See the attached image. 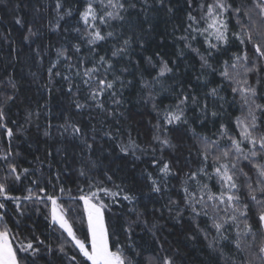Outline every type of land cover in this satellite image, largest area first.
I'll use <instances>...</instances> for the list:
<instances>
[{"label":"snow or ice","instance_id":"obj_1","mask_svg":"<svg viewBox=\"0 0 264 264\" xmlns=\"http://www.w3.org/2000/svg\"><path fill=\"white\" fill-rule=\"evenodd\" d=\"M140 2L145 12L154 4L166 7L168 13L174 11L172 6H168L169 0ZM185 3L187 12L179 29L181 35L175 37L183 45L178 48L177 55L183 56L187 50L199 57L201 74L196 77L197 81L210 70V74L221 77V83L202 96L194 93L191 85L187 89L180 86L177 91L164 83L175 74V61L165 59L159 52L155 53V60L152 56L143 57L148 67L156 69L151 80L145 79L139 66L141 62L135 61L141 88L147 91L141 100L144 104H151L152 111L156 113L152 143L158 145L161 153L157 158V148L152 147L151 166L157 175L147 173L148 187L151 193L156 194L175 189L179 198L173 199L169 195L164 209L176 223H181L185 216L193 221L196 231L207 241V247L221 258L224 249L232 246L237 254L252 253L251 259L241 264H253L254 260L264 264V0H239L238 3L236 0H185ZM134 7L132 0H55L56 23L52 30H59V21L75 14L78 26L71 30L76 33L78 42L71 47L56 49V60L47 69L49 82L55 77L67 82L66 91L72 97L75 109H97L113 115L115 110L109 111L108 102L116 106L123 103L119 97L123 95V89L133 83L124 78L125 74L136 73L131 72L127 65H118L124 58L131 64L132 45L135 43L143 49L144 41L135 33L129 36L118 32L113 22H123L125 13ZM233 20L238 30L231 27ZM15 23L23 26L21 18H16ZM68 30L63 29L65 32ZM36 35L37 31L29 26L23 39L27 42ZM109 41H113L111 55L107 51L100 55L98 47ZM237 42L240 50L233 52L229 59L218 61L219 66H215L213 61L217 55L227 52ZM82 46L88 49L89 56L80 55ZM203 82L207 86V79ZM225 85L232 93V103L240 106L241 115L232 122L234 127L223 120L226 115L223 102L227 101L221 92ZM6 87L12 91H0V128L5 129L8 138L7 146L0 151V209H6L5 201H11L16 205L17 214L23 217L25 209L21 201L43 205L48 209L44 214V219L49 222L48 228H58L62 233L58 239L62 242L54 248L47 242V237L41 239L35 234L34 227L30 229L32 237L26 243L21 242L19 221L16 223L18 231L14 232L6 222L7 213L0 212V264H41L45 258H48L47 264H53L51 257L57 255L63 258L64 264H179V250L165 246L167 241H161L157 236L160 229L156 224L147 227L154 247H145L137 242L135 227L149 223L144 219L146 212L137 207V195L127 191L123 184H115L107 170L103 172L104 179L94 178L92 173L100 167L99 158H91L97 151L95 136L89 142L83 128L66 118L57 130H63L59 133L61 136L70 132L73 139L80 141L77 172L79 177L85 178L86 184V188L78 185L80 194L70 197L82 202V237L77 235L74 222L68 218L72 209L67 208L57 194V191L65 193L63 185L57 189L50 177L46 178L45 184L40 168L33 171L21 167L18 162L21 153L14 150L12 141L25 129L21 125L14 133L13 128L8 127V111L15 102L18 88L11 77H8ZM164 91L174 96V102L160 109L155 102L156 96ZM209 98H212L211 105ZM217 101L222 103L217 106ZM190 109L193 113L191 118L188 115ZM31 117L29 112L27 123H31ZM218 119L219 127L212 135L198 132L195 127L196 124L203 127L209 122L215 126ZM11 122L15 124V121ZM51 127L49 124L45 136H51ZM182 128L190 134L191 146L184 144L183 136L176 138L178 142L174 143L171 133ZM118 133L119 129L116 134L105 132L104 135L115 140ZM117 146L125 155L134 154L137 150L141 153L146 151L132 139L130 132L128 142L120 141ZM185 148L187 156L181 161L179 154ZM165 150L178 154L175 161L164 158ZM36 160L44 162L39 157ZM36 173L41 175L36 176ZM59 179L57 172L56 180ZM173 179L179 187L170 184ZM24 180H30L26 189L28 194L23 197L11 195L17 190L16 185ZM106 183H112L117 190L113 191ZM49 186L52 191H49ZM67 191L71 192L70 189ZM123 202L131 205L127 211L135 219L127 220L126 227L117 228L106 220L105 213L112 210V205ZM36 211L39 213V207ZM157 211L163 215V210L152 209L153 214ZM201 218L204 227L200 225ZM85 226L86 231L83 230ZM67 245L73 249L71 254ZM225 264H235V261L225 259Z\"/></svg>","mask_w":264,"mask_h":264},{"label":"trees","instance_id":"obj_2","mask_svg":"<svg viewBox=\"0 0 264 264\" xmlns=\"http://www.w3.org/2000/svg\"><path fill=\"white\" fill-rule=\"evenodd\" d=\"M236 2L238 3L239 0ZM132 3L135 4V7L125 13V20L113 23L120 33L129 36L135 33L141 36L144 48L141 49L134 43L132 45L134 51L131 53L132 63L129 64L128 59L124 58L118 67L127 65L131 72L136 73L135 61L139 60L141 62L139 66L144 72L145 79L151 80V77L156 74V69L148 67L143 57L152 56L155 60V53L159 52L165 59L175 61L173 65L176 69L175 74L164 81L166 86L170 85L178 91L180 86L187 89L191 85L194 93L202 96L204 92L221 83V77L218 74H210V70L200 81H197L196 77L201 74L199 57L187 50L183 56L178 57L177 55L178 48L183 47L175 37L181 35L179 29L183 26L187 12L185 0H169L168 6L173 7V13H168L166 7L162 8L158 4H154L145 12L142 10L140 0H132ZM54 4L55 0H0V91H12L6 87L8 77H11L17 84L18 92L15 102L8 111V127L13 128L14 133L21 125L25 129L22 133L16 134L12 141L14 150L21 153L17 158L21 167L33 171L40 168L45 178V184L47 183L46 178L50 177L57 189L63 185L66 189L65 193L60 194L57 191V194L60 195L61 202L67 208L72 209L68 218L70 222H74L77 235L82 237L80 222L82 202L70 199V197L80 194L77 191L78 185L86 188L85 178L79 177L77 172L80 166L77 163L80 159V141L73 139L70 132L61 136L59 133L63 130H57V126L63 124L67 118L83 128L89 142L95 136L97 151L91 158H99L100 167L92 173L94 178L104 179L103 172L107 170L108 174L113 176L115 184H123L127 191L137 195V207L146 212L144 219L149 221L147 226L140 223L135 227V239L139 244H143L145 247H154L153 238L147 231V227L156 224L160 229L157 236L161 241H167L165 246L171 250H179V264H225V259L234 260L235 264H241L242 261L251 259V252L245 251L237 254L232 246L224 249L223 258H221L207 247V241L204 240L202 234L196 231L195 224L187 216L181 223H176L171 219L167 210L164 209V205L169 195L173 199L179 198L175 189L163 194L150 192L147 173L151 172L153 176L157 175L156 170L151 166L152 147L157 148L155 153L157 158L161 153L158 145L152 143V126L156 123V113L152 111L151 104H144L141 100V97L147 95V91L141 88L139 73L125 74L124 78L132 80L133 83L123 89V95L119 97L123 101L121 105L116 106L112 105L110 101L108 102L109 111L115 110L113 115L101 113L97 109H75L71 103L72 97L66 91L67 82L59 77H55L49 82L47 69L56 60V49L62 46L71 47L78 42L76 33L71 30L78 26V17L75 14L72 18L66 17L59 21L61 25L59 30H52L56 23ZM16 5H19V8ZM16 18L22 19L23 26L15 23ZM29 26L37 31V35L26 42L23 37L27 34ZM231 27L233 30H238L235 20L232 21ZM64 28L69 30L65 32ZM112 43L113 41L102 43L98 47L99 54L104 55L107 51L110 56ZM197 46L199 47V45ZM201 50L203 51V48ZM239 50L237 42L227 52L217 55L213 61L214 65L218 67V61L229 59L233 52ZM37 52L40 54L37 55ZM80 55L89 56L90 54L88 49L82 46ZM145 69L147 70L145 71ZM149 72H151V76ZM204 79L208 81L207 86L204 85ZM221 95L227 101L223 102L226 113L223 120L234 127L232 122L241 115L239 103H232L233 96L227 85ZM81 102H83V93H81ZM155 102L160 109H163L174 102V96L167 91L160 92L156 96ZM209 103L211 105L212 98H209ZM216 103L218 106L222 102L217 101ZM29 112L32 113L31 123L26 122ZM188 115L190 118L192 117L191 109ZM11 121H15V124ZM49 124L52 126V134L45 136L44 132ZM195 127L198 132L212 135L219 127V119L215 126L209 122L203 127L199 124H196ZM117 129H119V133L115 140L104 135L105 132L116 134ZM129 132L132 139L146 151L141 153L137 150L134 154L130 152L128 155L120 152L117 145L120 141L128 142ZM171 135L174 138V143L178 142L176 138L181 136H183L186 146H191L193 143L190 134L183 128L180 131L172 132ZM7 143L5 129L0 128V151L7 146ZM194 151L195 149H193ZM48 152H51L52 155L48 156ZM163 155L165 159L175 161L178 154L165 150ZM186 156L187 148L179 154V159L183 161ZM36 157L44 162H38ZM49 164L52 166L49 167ZM57 172L60 174L59 181L56 180ZM40 175L41 173H36V176ZM170 184L179 187L175 179L171 180ZM29 186L30 180H24L22 184L16 185L17 190L10 194L23 197L28 194L26 189ZM106 186L113 191L117 190L112 183H106ZM68 189L71 192H68ZM49 191H52L51 186H49ZM106 202H108L107 198ZM5 203L6 209H0V212L7 213L6 222L14 232L18 231L16 223L19 221V230H22L20 233L21 242L26 243L27 239L32 237L30 229L33 227L35 234L39 235L41 239L47 237V242L51 243L54 248L62 242L58 239L62 234L61 231L58 228L56 230L48 228L49 222L44 219V214L48 209L43 205H32L30 202L21 201V206L25 209V215L21 217L17 214L15 203L11 201H5ZM37 207L40 209L39 213L36 211ZM129 207L131 205L127 202L112 205V210L105 213L106 220L117 228L126 227L127 220L135 219L134 215L128 213ZM154 208L163 210V215L159 211L153 214L152 209ZM200 225L204 227L203 218H201ZM83 230L86 231V226ZM63 235L66 238V234ZM190 236L194 238L190 239ZM120 239H124L123 235L120 236ZM66 247L71 254L73 251L71 246L67 245ZM47 259H42L41 264H47ZM51 259L53 264H64L63 258L59 255L51 257ZM253 264H259V261L254 260Z\"/></svg>","mask_w":264,"mask_h":264}]
</instances>
